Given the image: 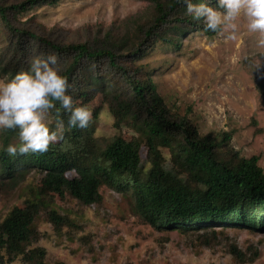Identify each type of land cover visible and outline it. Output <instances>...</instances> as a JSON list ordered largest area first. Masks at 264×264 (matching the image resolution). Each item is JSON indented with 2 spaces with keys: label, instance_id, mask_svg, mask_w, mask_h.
I'll return each instance as SVG.
<instances>
[{
  "label": "trees",
  "instance_id": "1",
  "mask_svg": "<svg viewBox=\"0 0 264 264\" xmlns=\"http://www.w3.org/2000/svg\"><path fill=\"white\" fill-rule=\"evenodd\" d=\"M57 1L0 0V75L10 78L26 68L34 50L55 53L74 103L86 105L99 97L114 128L123 125L132 133L128 138L120 133L94 135L97 111H92L87 128L66 127L63 137L44 153L10 157L0 150V190L38 174V195L51 199L68 194L89 206L101 202L100 188L106 187L128 195L133 214L142 221L196 232L206 245L218 237L215 226L264 231V171L258 156H241L229 143L230 133L201 134L189 118L171 112L152 77L135 63L158 40L178 47V34L205 31L202 23L185 14L180 0H150V17L130 36L106 30L66 41L18 18ZM207 2L215 6L216 0ZM59 118L66 124L62 110ZM16 142L13 130H0V149ZM41 210L54 230L74 226L67 214L51 205L25 199L0 220V264H48L45 248L36 244L40 233L34 221ZM228 252L238 263L257 256L234 243Z\"/></svg>",
  "mask_w": 264,
  "mask_h": 264
},
{
  "label": "rangeland",
  "instance_id": "2",
  "mask_svg": "<svg viewBox=\"0 0 264 264\" xmlns=\"http://www.w3.org/2000/svg\"><path fill=\"white\" fill-rule=\"evenodd\" d=\"M152 7L150 0H58L33 7L18 18L66 41L82 40L106 30L130 36L137 24L150 17ZM177 37L178 47L158 40L135 63L152 77L171 112L189 118L201 134L230 133L229 143L241 156H258L264 171V46L258 45L264 37L249 32L243 18L235 37L203 30ZM7 79L0 75V80ZM85 106L91 113L97 111L94 135H131L123 125L114 128V119L99 97ZM140 154L144 159V147ZM39 178L29 174L15 187L0 190V220L25 199L67 214L74 226L58 231L46 221L44 210L34 221L40 233L36 244L45 248L48 264H264V231L215 226L218 237L206 245L196 232L156 228L142 221L133 214L126 194L101 187V202L85 206L68 194L51 199L38 195ZM230 243L257 256L238 263L228 252Z\"/></svg>",
  "mask_w": 264,
  "mask_h": 264
},
{
  "label": "clouds",
  "instance_id": "3",
  "mask_svg": "<svg viewBox=\"0 0 264 264\" xmlns=\"http://www.w3.org/2000/svg\"><path fill=\"white\" fill-rule=\"evenodd\" d=\"M180 2L185 14L201 22L205 31L235 37L238 21L243 18L249 32L264 37V0H216L215 6L207 0ZM258 45L264 46V38ZM60 110L66 116V124L59 118ZM91 118L87 106L74 103L69 81L62 74L55 53L34 50L26 68L0 80V130H13L17 141L0 150L10 157L44 153L51 143L63 137L66 127L87 128Z\"/></svg>",
  "mask_w": 264,
  "mask_h": 264
}]
</instances>
